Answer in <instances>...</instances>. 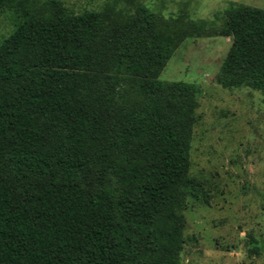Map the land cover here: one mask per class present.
Wrapping results in <instances>:
<instances>
[{"label": "trees", "instance_id": "trees-1", "mask_svg": "<svg viewBox=\"0 0 264 264\" xmlns=\"http://www.w3.org/2000/svg\"><path fill=\"white\" fill-rule=\"evenodd\" d=\"M5 11L0 264H180L199 90L159 75L205 22L141 0L78 13L0 0ZM219 34L233 84L264 93V8L229 2Z\"/></svg>", "mask_w": 264, "mask_h": 264}, {"label": "rangeland", "instance_id": "rangeland-1", "mask_svg": "<svg viewBox=\"0 0 264 264\" xmlns=\"http://www.w3.org/2000/svg\"><path fill=\"white\" fill-rule=\"evenodd\" d=\"M61 1L78 13L105 0ZM141 1L166 19L205 22L159 75L199 90L189 169L198 190L183 212L180 264H264V93L233 84L236 71L225 59L231 38L219 34L229 2L264 8V0ZM12 28V13H1L0 42Z\"/></svg>", "mask_w": 264, "mask_h": 264}]
</instances>
